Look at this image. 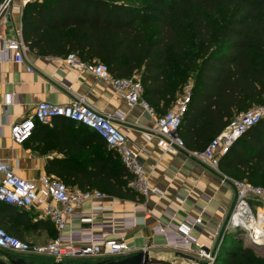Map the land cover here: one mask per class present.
<instances>
[{
	"label": "trees",
	"instance_id": "1",
	"mask_svg": "<svg viewBox=\"0 0 264 264\" xmlns=\"http://www.w3.org/2000/svg\"><path fill=\"white\" fill-rule=\"evenodd\" d=\"M138 1L28 3L23 10L24 43L42 56L74 53L86 62L106 63L114 77L139 74L143 97L159 115L174 108L190 86L181 134L185 129L189 149L201 152L234 117L264 102V0ZM39 124L32 137L37 134L45 142L38 145L41 151L55 149L64 155L49 160V173L83 190L142 199L129 186L132 175L125 165L113 174L108 158L102 163L91 153L85 158L92 159L90 168L75 162L81 156L69 136L75 122L57 117L52 125ZM111 149L110 154L115 152ZM220 166L237 180L264 186V119L234 143ZM17 208L0 201V226L21 238L12 228L11 214ZM228 234L214 264H264V245H247L236 235L234 247L225 250Z\"/></svg>",
	"mask_w": 264,
	"mask_h": 264
},
{
	"label": "crops",
	"instance_id": "2",
	"mask_svg": "<svg viewBox=\"0 0 264 264\" xmlns=\"http://www.w3.org/2000/svg\"><path fill=\"white\" fill-rule=\"evenodd\" d=\"M24 7L22 0H15L5 22L0 26L4 36L23 39ZM64 58L42 56L28 49L26 61L18 63L10 53L4 52L0 45V158L8 162L24 179H38L43 174L57 177L48 172L47 163L53 157L64 156L62 153L55 149L42 152L38 145L42 143L43 147L45 142L39 135L37 137V134L24 143H16L11 136L12 125L24 119L40 102L63 104L75 96H81L101 113L123 115L125 119L116 120V123L146 164L150 181L157 188V192L151 193L148 197L138 193L142 198L140 200L90 189L101 191L105 195L103 198L85 201L77 207L76 213L98 210L93 215V221L99 232H102L100 225L107 220L125 219L128 227L124 236L133 247L129 255L148 250L151 255L171 261L173 264L183 262L191 264L190 260L178 253L183 252L196 258L197 246L191 251L177 249L169 244L164 234L154 233V228L158 225L174 227L184 222L192 223L197 217H202V224L194 227L191 234L206 248L215 247L217 237L214 228L229 215L235 204L237 187L233 180L237 179L227 175L221 166L214 170L202 164L187 151L161 153L152 132L155 121L147 110L141 105L130 108L108 81L99 79L89 72L70 68ZM183 131L185 132V129H182L181 134L180 128L182 137ZM189 135L191 133L186 131V136ZM69 136L75 143L74 150H80L81 156L75 161L77 164L90 168L92 159L85 158L91 153L93 158L102 163L108 158L109 171L113 174L119 173L124 165L120 155L115 149V152L108 153L112 149L105 147L104 140L96 132L75 123L74 127L69 129ZM192 145L198 146L193 141ZM187 148L189 149L188 146ZM1 177L0 174V180ZM67 185L79 188L77 184ZM49 202L57 204L51 199ZM7 206L15 207L8 204ZM57 206L62 208L61 204ZM23 211L25 213L22 214ZM11 215L13 230L33 246L46 245L57 235L54 223L43 215L42 208L38 206L17 208ZM133 219L135 225H132ZM90 225L74 220L67 231L89 228ZM105 236L116 238L119 234ZM0 253L4 254L7 251L0 250ZM30 254L33 253L23 255L26 259L32 260ZM123 257L125 256L109 259ZM91 258L94 259L87 261L97 263L107 260L104 257Z\"/></svg>",
	"mask_w": 264,
	"mask_h": 264
},
{
	"label": "built area",
	"instance_id": "3",
	"mask_svg": "<svg viewBox=\"0 0 264 264\" xmlns=\"http://www.w3.org/2000/svg\"><path fill=\"white\" fill-rule=\"evenodd\" d=\"M42 0H22V4ZM15 0H0V26L5 22ZM0 45L3 51L10 53L18 63L26 61L27 45L22 38H9L0 31ZM65 61L70 68L89 72L99 79L108 81L121 95L130 108L141 105L155 121L152 132L156 138L157 148L161 153L187 151L196 157L202 164L218 170L220 161L252 126L264 119V102L234 117L229 125L220 134L215 136L206 148L201 151H190L180 134L183 116L191 102V87L188 86L174 108L163 115H158L149 103L143 100L144 86L139 78L114 77L109 66L103 62H86L76 54L66 56ZM57 117L69 119L77 124L84 125L96 132L110 147L115 149L121 157L125 167L132 175L129 186L137 193L148 197L156 193L157 188L150 181L146 164L141 160L138 152L132 146L127 135L118 127L116 120H124L123 115H106L96 110L85 97L75 96L67 103L59 104L43 101L24 119L17 121L11 127V136L16 143L29 140L38 123L49 124ZM0 201L18 208H42L43 215L49 218L57 229V236L46 245L33 246L0 226V250L15 254L37 253L51 256L55 261H68L85 257L127 256L133 250L127 242L124 233L128 222L124 219H110L101 224L102 232L96 230L93 215L98 210L89 213L77 214L76 209L91 198H103L104 193L95 190L71 188L59 178L43 174L38 179H24L14 168L0 158ZM237 187L235 204L229 215L215 225L217 242L215 247L208 249L199 244L191 231L203 222L197 217L192 223L184 222L178 226L158 225L154 233L164 234L170 245L187 251L197 246L196 259L198 264H214L220 241L231 229L242 231L243 239L254 245H264V186L253 185L247 181L233 180ZM53 200L61 204L49 202ZM261 202L254 209L251 201ZM172 220L174 217L171 218ZM74 220L81 223H90L89 228L67 231ZM136 222L133 219L132 225ZM106 234H119L116 238H107ZM260 234L262 242L258 243L256 235Z\"/></svg>",
	"mask_w": 264,
	"mask_h": 264
},
{
	"label": "water",
	"instance_id": "4",
	"mask_svg": "<svg viewBox=\"0 0 264 264\" xmlns=\"http://www.w3.org/2000/svg\"><path fill=\"white\" fill-rule=\"evenodd\" d=\"M222 241H220V244ZM247 245H253V243H247ZM178 255L187 258L190 260L191 264H198L197 259L189 254L179 252ZM0 264H39L33 260L26 259L23 254H11V253H0ZM41 264H173L171 261L157 258L148 250L139 251L133 255H127L120 259H107L105 261H99L97 263H91L88 261L83 262H62V261H54V262H45ZM203 264H207V262H203Z\"/></svg>",
	"mask_w": 264,
	"mask_h": 264
},
{
	"label": "rangeland",
	"instance_id": "5",
	"mask_svg": "<svg viewBox=\"0 0 264 264\" xmlns=\"http://www.w3.org/2000/svg\"><path fill=\"white\" fill-rule=\"evenodd\" d=\"M139 3H143V0H139L138 1ZM221 17H224L223 16V13L221 14ZM137 78H139V74L136 75ZM252 205L254 206V209L256 208L257 205H261L262 203L259 202V201H251ZM242 231L240 230H236V229H231L229 231V234H228V237H227V240L226 242L224 243V249L226 250H230L234 247V244L236 242V239H235V236L236 235H241L242 238H243V235H242ZM245 244L247 242H244ZM226 257V254L225 255H222V258H220V262H222L223 258ZM30 258L37 262V263H44V262H54V258H52L51 256H47V255H43V254H37V253H33V254H30ZM91 259H94V258H91V257H85V258H81V259H74V260H68V261H87V260H91ZM185 262L181 263V264H184Z\"/></svg>",
	"mask_w": 264,
	"mask_h": 264
},
{
	"label": "bare ground",
	"instance_id": "6",
	"mask_svg": "<svg viewBox=\"0 0 264 264\" xmlns=\"http://www.w3.org/2000/svg\"><path fill=\"white\" fill-rule=\"evenodd\" d=\"M255 237H256L258 243H261L262 242V239H261V235L260 234H257Z\"/></svg>",
	"mask_w": 264,
	"mask_h": 264
},
{
	"label": "flooded vegetation",
	"instance_id": "7",
	"mask_svg": "<svg viewBox=\"0 0 264 264\" xmlns=\"http://www.w3.org/2000/svg\"><path fill=\"white\" fill-rule=\"evenodd\" d=\"M25 254H27V253H25Z\"/></svg>",
	"mask_w": 264,
	"mask_h": 264
}]
</instances>
